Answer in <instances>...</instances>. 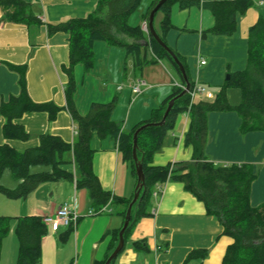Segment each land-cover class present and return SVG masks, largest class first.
Returning <instances> with one entry per match:
<instances>
[{
    "label": "crops",
    "instance_id": "obj_1",
    "mask_svg": "<svg viewBox=\"0 0 264 264\" xmlns=\"http://www.w3.org/2000/svg\"><path fill=\"white\" fill-rule=\"evenodd\" d=\"M41 19V25L1 23L0 21V104L19 94V75L6 64L26 65L27 90L36 103L54 102L61 108L50 120L46 112L25 113L15 123L24 127L29 139H6L3 134L5 120L0 116V145L8 144L18 151L35 148L41 134L59 136L67 143L75 140V129L66 106L65 89L69 77L70 48L68 35L48 33V23L81 18L92 13L96 0H24ZM154 0H141L129 16L131 26L144 31L142 44H149L148 22L145 16ZM2 11L0 9V19ZM264 18V0H253V5L238 19L232 37L213 36L203 32L214 25L210 11L190 7L171 8L172 28L164 35L167 45L182 56L194 84L206 88L197 93L193 103L213 100L224 84L227 74L241 71L247 63L249 29ZM164 15L158 12L154 28L160 32ZM131 42V39H128ZM145 60H152L149 50H143ZM94 62L90 69L81 64L73 66L76 85L74 100L78 111L85 114L93 103L115 104L112 119L129 132L139 123L155 116L163 102L173 93L174 83L181 84L164 64V60L138 66L135 56L119 46L97 41L93 45ZM205 61V64H200ZM228 76V75H227ZM230 77V76H229ZM137 84L140 93L133 87ZM194 86V85H193ZM229 90V89H228ZM228 99L234 105L241 95L231 92ZM190 125L187 112L178 115L152 164L166 166L191 162L193 148L185 142ZM92 169L104 191L113 197L132 199L137 186V175L131 164L122 157L113 139L93 136ZM207 159L216 164H247L252 166L255 180L251 186L250 203L257 207L264 203V131L241 132V118L234 111L210 112L207 116V136L204 149ZM72 179L46 182L24 199H8L0 194V216L54 215L65 203L74 205L77 220L57 231L47 228L41 241V264H98L113 252V233L123 227L124 218L110 203L96 208L86 188L76 186L74 166L67 165ZM50 167L33 172L49 171ZM11 175V174H10ZM8 188L14 189L18 181L9 178ZM103 210V211H102ZM11 221L9 232L3 237L0 264H17L19 241L15 234L16 219ZM133 242H143L145 249L137 250ZM231 237L223 234V227L208 215L204 204L185 190L183 183L168 180L156 187L153 194L152 215L141 218L135 225L123 250L114 264H183L193 249L208 251L204 264H222Z\"/></svg>",
    "mask_w": 264,
    "mask_h": 264
},
{
    "label": "trees",
    "instance_id": "obj_2",
    "mask_svg": "<svg viewBox=\"0 0 264 264\" xmlns=\"http://www.w3.org/2000/svg\"><path fill=\"white\" fill-rule=\"evenodd\" d=\"M159 1L154 0L145 16L146 20ZM96 2L94 11L84 17L47 24L50 35L57 32L68 35L70 58L69 67L65 69L69 77L65 89L67 102L65 109L73 121L75 140L67 143L59 136L45 133L39 136L37 147L24 151L15 150L8 144L0 145V178L8 170L12 178L18 181V186L14 189L0 185V194L8 199H24L46 182L72 179L73 173L65 168L72 164L75 169L76 186L87 189L92 205L101 208L110 203L125 219L133 198L113 197L103 190L92 169L94 150L91 148V140L93 136L113 139L117 150L131 164L136 174L133 137L139 128L145 126L138 133L137 138V158L142 165L144 183L141 188L135 190L139 192V196L132 206L131 219L124 232L125 241L141 218L152 215L153 194L156 187L172 180L183 183L185 190L201 201L207 214L215 218L223 227V234L232 238L233 243L228 246L222 264H264V203L257 207H253L250 203L251 186L256 176L252 166L236 163L216 164L207 159L204 152L207 116L210 112H236L241 118L242 133L264 131V18L260 16L249 29L245 68L230 73L229 79L220 87L213 100L192 103L189 110L190 95L187 93L178 97L184 89L174 86L173 93L156 110L151 120L139 123L126 132L111 117L115 106L113 102L93 103L85 114H81L76 107L73 66L81 64L87 69L93 66L95 42L103 41L124 48L128 55L135 56L138 66L166 60L178 74L181 84L185 85V83L170 53L150 33L149 44L145 48L142 44L144 31L140 26L129 24V16L138 8L141 0H96ZM174 4H178L181 9L197 7L211 12L214 25L203 32V36L210 34L232 37L237 30L238 19L253 5V0H167L158 11L164 15L158 34L166 45L164 35L172 28L170 13ZM0 9L1 23L26 26L42 24L41 19L24 0H0ZM128 39L132 41L129 42ZM170 49L183 66L192 88L194 83L189 76L184 58ZM143 50L152 53V60L146 61L145 55L141 56ZM6 65L19 75V94L11 96L0 104V116L5 120L3 134L6 139L25 141L29 139V133L23 126L15 123V120L20 119L25 113L46 112L52 121L64 108L54 102H34L27 90V66ZM229 88H237L241 92L240 102L236 105H232L228 99ZM174 98L176 100L167 113L164 124L155 125L162 121L169 102ZM184 112H188L190 116L185 142L193 148L192 161L166 166L153 165V156L161 150L168 132L174 128L178 115ZM36 166L50 167V170L31 171ZM13 219L0 216V249L3 237L9 232ZM15 219V234L19 241L17 264H41V241L47 233L43 219L38 216ZM120 230L113 233V249L118 244ZM132 245L137 250L145 249L143 242H133ZM207 255L206 249H193L186 256L183 264H204ZM109 256L110 254L98 264H105ZM114 262L115 259L110 264Z\"/></svg>",
    "mask_w": 264,
    "mask_h": 264
},
{
    "label": "water",
    "instance_id": "obj_3",
    "mask_svg": "<svg viewBox=\"0 0 264 264\" xmlns=\"http://www.w3.org/2000/svg\"><path fill=\"white\" fill-rule=\"evenodd\" d=\"M167 0H160L157 5L151 10L149 17H148V22H147V29L149 30L151 36L165 49L167 50L170 55L172 56V58L174 59V62L177 64V66L179 67V70L181 72L182 75V79L185 83V89L183 90V92L178 96L181 97L185 94H187V92L190 90L191 88V84L190 81L187 78V75L185 73V70L183 68V66L181 65V63L179 62V60L177 59V57L175 56V54L172 52V50L169 48L168 45H166L160 38L159 34L157 33V31L154 28V19H155V15L156 13L159 11L160 7L166 2ZM229 78V75L227 76V79ZM176 97V98H178ZM176 98L172 99L169 104L168 107L165 111V114L163 116V119L161 122L156 123L155 125L161 126L164 124V120L165 117L167 115V113L169 112V110L172 108L174 101L176 100ZM145 126L139 128L133 137V160L136 162V175H137V186L136 189H139L142 187V184L144 183V175H143V171H142V165L138 162V158H137V138H138V133L144 129ZM139 196V192H135L134 197L132 199V202L129 204L127 213H126V217L124 220V224L123 227L121 228L120 232H119V241L118 244L116 246V248L113 250V252L111 253V255L108 257V259L106 260L105 264H110L112 262V260H114L117 255L123 250L124 246H125V239H124V232L128 227L129 221L131 219V210H132V206L133 204L137 201Z\"/></svg>",
    "mask_w": 264,
    "mask_h": 264
},
{
    "label": "built area",
    "instance_id": "obj_4",
    "mask_svg": "<svg viewBox=\"0 0 264 264\" xmlns=\"http://www.w3.org/2000/svg\"><path fill=\"white\" fill-rule=\"evenodd\" d=\"M259 3H263V0H259ZM144 28H147V22L144 23ZM200 64H205V61H201ZM140 84H137L135 87H133V91L138 94L140 93ZM174 86L180 87L182 89H185V85L174 83ZM206 88L203 86H200L199 84H194L192 88L187 92L190 95V104H189V110L192 106L193 99L196 96L197 93H205ZM188 113V112H187ZM103 211V210H102ZM77 220V211L75 204L74 205H68L64 204L59 208V210L54 215H47L43 217V222L47 226L48 229L51 231H57L60 227H68L73 221Z\"/></svg>",
    "mask_w": 264,
    "mask_h": 264
},
{
    "label": "rangeland",
    "instance_id": "obj_5",
    "mask_svg": "<svg viewBox=\"0 0 264 264\" xmlns=\"http://www.w3.org/2000/svg\"><path fill=\"white\" fill-rule=\"evenodd\" d=\"M141 56L144 57V52L141 53ZM164 64L167 66V68H168L169 71L173 74V76H175V77L179 80L180 78H179L178 74L176 73V71L174 70V68L172 67V65H171L168 61H166V60H164ZM230 73H232V72H230ZM227 75H229V74H227ZM227 75H226V78H227ZM231 92H235L236 95H238V96L241 95L240 90L237 89V88H229L228 93H229L230 96H231V94H230ZM231 98H232V96H231ZM231 98H229V101H230V103H231L232 105H234V104H235V103L233 102L234 100H231ZM37 168L39 169V168H42V167H41V166H40V167L36 166V167L32 168V170H35V169H37ZM9 178L11 179L10 172H9L8 170H6V171L2 174V176H1V178H0V185H2L3 187L8 188V187L6 186V183L9 182ZM9 189H11V188H9ZM3 196H4V195H3Z\"/></svg>",
    "mask_w": 264,
    "mask_h": 264
}]
</instances>
